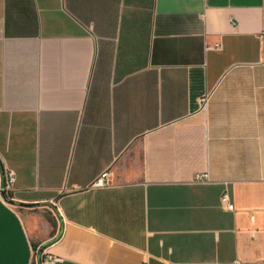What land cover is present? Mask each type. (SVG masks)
Instances as JSON below:
<instances>
[{
  "label": "crops",
  "instance_id": "obj_1",
  "mask_svg": "<svg viewBox=\"0 0 264 264\" xmlns=\"http://www.w3.org/2000/svg\"><path fill=\"white\" fill-rule=\"evenodd\" d=\"M9 170L0 264H264V0H0Z\"/></svg>",
  "mask_w": 264,
  "mask_h": 264
},
{
  "label": "built area",
  "instance_id": "obj_2",
  "mask_svg": "<svg viewBox=\"0 0 264 264\" xmlns=\"http://www.w3.org/2000/svg\"><path fill=\"white\" fill-rule=\"evenodd\" d=\"M208 100V94L201 99V104L203 107L207 106ZM15 178L16 174L13 170L6 172V182L0 186V199L7 200L10 198V192L13 189ZM196 179L205 181L209 180L210 176L207 171L201 172L197 174ZM108 183H110L108 172H104L102 176L96 180L97 185H106ZM222 200L229 209L233 210L235 208L228 191L224 192ZM60 259V256L56 255L50 250V242L41 244L35 250V264H57Z\"/></svg>",
  "mask_w": 264,
  "mask_h": 264
}]
</instances>
